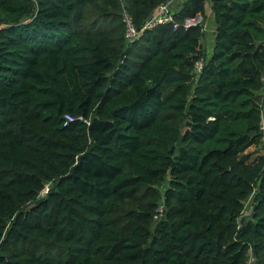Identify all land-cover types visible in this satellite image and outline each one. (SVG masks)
<instances>
[{
	"label": "trees",
	"instance_id": "16d2710c",
	"mask_svg": "<svg viewBox=\"0 0 264 264\" xmlns=\"http://www.w3.org/2000/svg\"><path fill=\"white\" fill-rule=\"evenodd\" d=\"M166 1L0 0V264H264V0Z\"/></svg>",
	"mask_w": 264,
	"mask_h": 264
},
{
	"label": "built area",
	"instance_id": "2783aa9c",
	"mask_svg": "<svg viewBox=\"0 0 264 264\" xmlns=\"http://www.w3.org/2000/svg\"><path fill=\"white\" fill-rule=\"evenodd\" d=\"M171 0L166 1L165 3L158 6V8L152 13V15L145 20L143 25L140 28L135 26L133 18L127 8L125 6L122 7L121 10V21L124 26V38L126 42H133L139 38V36L148 29H151L157 25H164L167 23H172L174 28H183L188 29L191 27L201 26L203 23V18L200 14H196L192 17H185L181 20V22H175L173 15L176 13H172ZM204 30V26H203ZM204 60L202 58L198 59L195 62L194 72L200 73ZM262 80H264V75L262 76ZM72 117L69 115L65 116V120H71ZM261 130L264 131V125H261ZM47 191L45 189L43 192ZM42 192V193H43ZM163 213V206L159 205L156 209L155 214L153 215V219L156 220ZM245 264H255V258L252 255L251 251L248 253L246 263Z\"/></svg>",
	"mask_w": 264,
	"mask_h": 264
},
{
	"label": "crops",
	"instance_id": "0c3cea01",
	"mask_svg": "<svg viewBox=\"0 0 264 264\" xmlns=\"http://www.w3.org/2000/svg\"><path fill=\"white\" fill-rule=\"evenodd\" d=\"M185 1L186 0H171L170 6L172 13L173 14L177 13ZM210 14L212 16V13ZM208 17L210 18V16L206 15L207 20H209ZM211 20L214 21L213 16ZM213 42H214V25L212 26L210 21H208L207 23H204V36L202 39V46L207 50V47L212 48Z\"/></svg>",
	"mask_w": 264,
	"mask_h": 264
},
{
	"label": "rangeland",
	"instance_id": "374dc122",
	"mask_svg": "<svg viewBox=\"0 0 264 264\" xmlns=\"http://www.w3.org/2000/svg\"><path fill=\"white\" fill-rule=\"evenodd\" d=\"M205 13H206V15L210 16V18L208 17L209 20L205 19L204 20V23H207L208 21H210L211 25L213 26L214 25V21L211 20L212 19V16L210 14L211 13V0H206L205 1ZM205 26H206V24H205ZM211 51H212V48H210V47L208 48L207 47V53H210ZM247 151L252 152V154H253L252 156H254L257 153H262L263 150L262 149H259L258 147L255 148L254 146H252ZM248 204H249V202L247 201L246 202V205L248 206ZM246 209L248 211V207Z\"/></svg>",
	"mask_w": 264,
	"mask_h": 264
}]
</instances>
